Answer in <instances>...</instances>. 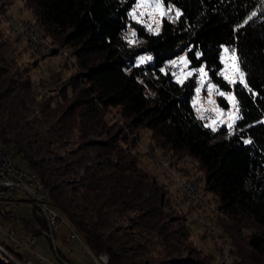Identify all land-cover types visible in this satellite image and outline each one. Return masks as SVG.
I'll use <instances>...</instances> for the list:
<instances>
[{"label":"trees","instance_id":"16d2710c","mask_svg":"<svg viewBox=\"0 0 264 264\" xmlns=\"http://www.w3.org/2000/svg\"><path fill=\"white\" fill-rule=\"evenodd\" d=\"M135 1L25 0L46 34L68 53L70 48L80 70L69 82L73 98L58 104L50 96L37 98L30 75L14 77L0 57V141L12 149L15 160L36 170L61 215L89 251L109 254L108 264L142 260L144 243L129 244L131 234L120 225L125 219L144 240L151 234L157 237L168 263L201 264L178 256L190 234L182 219L169 212L180 203L162 181L140 167L130 148L134 139L127 142L120 129L107 126L105 110L118 107L128 127L148 128L157 146L174 153L160 154L177 173L196 179L203 194L213 193L220 212L264 227V0H163L181 15L164 16L157 32L134 22L138 40L130 43L124 31ZM223 45L237 53L243 83L232 86L221 74ZM184 51L191 66L204 64L220 88L234 90L239 107L234 131L225 125L213 131L196 116L194 80L178 82L167 66ZM143 54L151 59L141 63ZM32 104L38 105L39 118H29ZM36 122L45 127L44 133L34 127ZM73 132L79 145L68 156L41 154ZM187 159L192 166L185 164ZM79 172L76 178L67 176ZM16 219L24 218L8 209L0 214V227L14 228L9 224ZM32 221L30 233L47 227L35 204ZM248 243L264 251L263 234L252 235ZM1 247L15 259H25L23 246L5 238L0 228V264H18Z\"/></svg>","mask_w":264,"mask_h":264},{"label":"rangeland","instance_id":"374dc122","mask_svg":"<svg viewBox=\"0 0 264 264\" xmlns=\"http://www.w3.org/2000/svg\"><path fill=\"white\" fill-rule=\"evenodd\" d=\"M155 2L156 0H136L134 2L130 11L131 21L128 22V26L124 31V36L128 42L136 43L138 40L137 30L133 25L134 22L144 25L148 30H150L149 26H151V31L157 32L161 28L164 16L173 17L176 15V10L172 8V11L168 12L170 6L165 5L163 2L159 10L151 6H143L152 5ZM138 4L142 6L138 8ZM162 12L167 13V15H161ZM133 14H135L137 19H133ZM22 22L34 23V25L42 29V34L48 39V44L51 46V52L49 54L41 55V53L34 51L29 46L30 44L26 41L25 36L20 32ZM132 32H135L136 35L132 36ZM0 45L2 62L9 67V71L14 77H17L18 73L30 75L37 98H40V96H50L58 104L68 102L73 98V92L69 82L72 80V75L80 70L77 59L70 53V48L68 55L64 57L59 53L58 47L64 46L46 34L44 26L35 19L32 10L26 5L25 0H0ZM225 48L228 49L227 53L224 51ZM141 57L147 58L150 56L145 54L140 55L138 57L139 61ZM181 57H184L187 61L186 65L181 62ZM220 57L223 63L221 73L225 72V64H227L229 66L228 74L230 79L239 81V73L242 70L239 67L237 53H233L232 49L223 45ZM172 61L176 63L173 64ZM167 66L173 72L176 80L178 78L181 81L194 80L195 85L191 102L196 116L200 117L203 115L204 122L207 125L211 124V128L218 129L222 125H225L229 132L234 131L235 123H232V121L235 120L236 122V117H239V112L236 110L239 107L233 89L224 90L220 88L210 78L209 72L204 64L191 66L185 51L171 58L167 62ZM201 67L207 73L204 79V87H201V77L199 72L196 71ZM233 67L236 71L232 70ZM188 72H192L193 75L190 77L186 76ZM209 83L215 85L219 91L226 93L225 96H220L217 90H212L211 100L215 102L214 104L208 102L209 92L207 85ZM230 84L233 86V83ZM197 88H200L199 97L196 94ZM229 97H232V99H229ZM221 98L227 102L226 106L221 103ZM38 109L37 104H32L30 106L29 114L31 116L29 115V118H39ZM197 109H200V111L198 112ZM105 118L108 124L107 126L113 125L116 129H120L123 136H126L125 140L127 142H132L134 139V143H132L130 148L138 156L140 167L148 172L149 175L155 176L158 182L162 181L163 183L159 175V167L150 155L154 151V148L155 152L158 151L164 155L174 153L168 148L162 149L160 146H157L151 140L148 128L141 126L136 128L128 127L125 120L120 116L118 107H107L105 110ZM220 120H223L224 123L221 124ZM229 124H232V127H229ZM34 127L44 133L45 127L40 122L34 123ZM90 136L92 138H98L96 134ZM0 143L4 145L1 141ZM120 144L125 147L127 146L123 140H120ZM78 145V133L73 132L63 141L51 144L49 151L44 150L41 154L46 157H54V154L68 156L67 152L77 148ZM185 157V155H182V158ZM189 160L187 159L185 164L192 166ZM179 173L180 171H178ZM197 173L198 171L195 172V174ZM67 176L76 178L80 176V172L78 175L71 173ZM167 181L171 185L169 178ZM173 183L172 192L176 194L177 185L175 181ZM75 184H77V181ZM189 203L185 198H181L180 205L178 206L179 209L169 210L165 208L171 214H174V217L179 216L182 219V223L187 225L190 232L189 236L182 240V249L178 256H182V258L187 257L192 260L198 259L201 264H264V251H257L248 243L252 235H264L263 226H259L249 218H243L241 220L231 219L225 213L220 212L217 208V198L211 192H206L198 201ZM33 208L34 204L26 201L23 203L22 208H19L20 211L17 212V215L19 217H27L28 214H32ZM63 217L60 226L55 231V246L64 253L69 254L67 256L74 259L75 263L92 264L91 254L93 252L89 251L81 238L70 237L68 218L65 215ZM129 224L131 223L127 219L120 220V225L123 226L122 231L131 234L132 240L129 244L144 243V247L140 250V258L142 259L140 264H170L167 261L168 257L163 252H160L162 246L158 243L157 237L152 234L148 235V240L146 241L136 234ZM33 249L39 253H46L45 255H48L49 257H47L52 261H59V256L49 240L43 244L38 240L33 245ZM20 250L26 256H32V259H35L30 249L21 247ZM108 260L110 259L108 258ZM16 262L18 264H24V262Z\"/></svg>","mask_w":264,"mask_h":264},{"label":"built area","instance_id":"2783aa9c","mask_svg":"<svg viewBox=\"0 0 264 264\" xmlns=\"http://www.w3.org/2000/svg\"><path fill=\"white\" fill-rule=\"evenodd\" d=\"M20 32L26 33V40L33 43L34 48L43 50L45 54L51 52V49H47V47H38V44L34 41V39H32V31H29V29L24 27V22L23 31ZM58 50L61 55H64L65 51L62 47H58ZM153 155L159 163L160 161L156 157V154L153 153ZM168 176L171 180V188L168 189L172 192L174 179L170 175ZM196 183L197 182H185V189L183 190L186 192V199H194V201H198L200 199V192L196 191ZM22 198L32 201L39 207L47 221V227L41 228L38 232L30 233L27 243L17 237L16 229L9 228L7 226L0 227L3 230L5 238L14 240L19 246L33 250V245L37 240L38 234H42L46 238H49L55 246V231L60 226L64 217L61 215L59 210L54 207V204L52 203L50 197L47 196V193H40L37 189V181L33 178L31 171L23 165L22 162L14 159L12 149L0 143V214L6 215L7 210L14 209L15 204ZM173 200L178 201V199H175L174 196ZM67 222L69 224L70 237L81 238L82 242L85 244L76 228L72 226L69 221ZM91 255L92 264L109 263V260H107L103 251L95 252V254ZM21 262H25V264H54L50 258L44 255H40L37 261L26 258ZM63 264L71 263L63 260Z\"/></svg>","mask_w":264,"mask_h":264},{"label":"bare ground","instance_id":"6f19581e","mask_svg":"<svg viewBox=\"0 0 264 264\" xmlns=\"http://www.w3.org/2000/svg\"><path fill=\"white\" fill-rule=\"evenodd\" d=\"M24 27L26 29H29V31H32V39H34V41L38 44V47H47V49H51L50 48L51 46H49V44H48L49 43L48 39L42 34V29L39 26L34 25V23L32 24V23L24 22ZM20 30L23 31V22H22ZM22 34L25 36V39H26V33H22ZM26 41L30 44L29 46L34 51L41 53V55L45 54L43 50H39L38 48H34L33 43H31L28 40H26ZM63 49L65 51V53L63 55V57H64L65 55H68V52L65 48H63ZM150 148H151V146H150ZM147 151H149V150H147ZM153 153L156 154V157L160 161L159 163L156 160V158L154 157ZM153 153H151L150 156L155 160L157 166L159 167V175H160V178L163 180L164 188H167V189L171 188L170 183L167 181L169 178L168 175H170L174 179V181L176 182L177 193L174 194V198L178 199V201L175 200L176 203L179 204L181 201V198L186 199V192H185V190H183V189H185V182H197L196 183V191L200 192V198L203 196L202 185L196 179L190 178V177L185 176V175H179L174 170L171 162L168 159H165L158 151L155 152V148H154ZM23 165H25L31 171L33 178L37 181V189L40 191V193H47V196L49 197V195H50L49 189L45 186V184L41 180L38 173L34 170V168L29 164H23ZM186 200L194 202V199H186ZM54 207L56 209H58L55 205H54ZM103 253L108 260L109 257L107 256L106 252L103 251ZM24 264H25V262H24Z\"/></svg>","mask_w":264,"mask_h":264},{"label":"snow or ice","instance_id":"6c2138e0","mask_svg":"<svg viewBox=\"0 0 264 264\" xmlns=\"http://www.w3.org/2000/svg\"><path fill=\"white\" fill-rule=\"evenodd\" d=\"M162 2H163V0H156V2H155L154 4H152V5H143V6H145V7L151 6V7L156 8L157 10H159V9L161 8V6H162ZM141 6H142V5H139V4L137 5L138 8L141 7ZM171 11H172V7L170 6V7L168 8V12H171ZM141 15H143V13H141ZM161 15H167V13L162 12ZM180 15H181V13H180L179 10L177 9V11H176V16L179 17ZM252 15L255 16L256 13H253ZM169 18H171V17H169ZM251 18H252V17H249V20H250ZM133 19H137V17L135 16V14H133ZM245 23H247V21H245ZM149 28H150V30H151V26H149ZM131 35H132V36H135L136 33H135V32H132ZM129 42L131 43V41H129ZM224 51H225V53H227V52H228V49L225 48ZM234 52H235V50H233V53H234ZM145 59H151V57H147V58H145V57H141V58H140V62L143 63V62L145 61ZM180 60H181V62L185 63V65L187 64V61L185 60L184 57H181ZM172 63L175 64L176 62H175V61H172ZM232 70H233V71H236V69H235L234 67H233ZM196 71L199 72L200 77H201V87H204V79H205V77L207 76V73L205 72V70H204L203 67L197 69ZM228 71H229V66H228L227 64H225V72H224V73H221V74L224 76V79L227 80L229 83H233V84L236 83V81L230 79L229 74H228ZM192 75H193L192 72H188V73L186 74V76H188V77H190V76H192ZM178 82H181V83H182V81H181L179 78H178ZM239 82H240V83H243V82H244V73H243V72H240V73H239ZM244 86L247 87V84H245ZM207 88H208V92H209V101H208V102H209L210 104H214V103H215L213 100H211V91H212V90H214V89L217 90V91H218V94H219L220 96H225V95H226L225 92H221V91H219V90L216 88V86L213 85V84H211V83H209V84L207 85ZM199 93H200V88H197V89H196L197 97H199ZM229 99H232V97H229ZM214 110H215V109H214ZM236 110H237V112H239V108H237ZM197 111L199 112L200 109H197ZM203 118H204L203 115H201V116H200V119H203ZM236 119H239V117H236ZM213 123H214V122H213ZM220 123L223 124L224 121H223V120H220ZM232 123H235V120H233ZM206 126H207V127H212L211 124H208V125H206ZM228 126H229V127H232V124H229ZM215 130H216V129L213 128V131H215ZM246 142L250 143L251 141H246Z\"/></svg>","mask_w":264,"mask_h":264},{"label":"crops","instance_id":"0c3cea01","mask_svg":"<svg viewBox=\"0 0 264 264\" xmlns=\"http://www.w3.org/2000/svg\"><path fill=\"white\" fill-rule=\"evenodd\" d=\"M26 201H30V200H28V199H26V198H22L19 202H17L16 204H15V206H14V209H15V211H16V213L18 212V211H20V209L19 208H22V205H23V203L24 202H26ZM30 202H32V201H30ZM33 203V202H32ZM23 218L24 219H22L21 220V222H20V220H18V219H16V220H14L11 224H9V226L10 227H14L16 230H17V233H18V235H19V237L22 239V240H25L26 238H27V236L30 234V227H31V225L33 224V221H32V214H28L27 215V217H25V216H23ZM40 241L42 244L43 243H46V241L48 240L45 236H43V235H40V234H38V236H37V240H36V242L37 241ZM35 242V243H36ZM34 243V244H35ZM28 249V248H27ZM30 251H31V253L34 255V257H35V259L34 260H38V258H39V256L41 255H44V256H48V255H45L44 253H39V252H37V251H34V249L33 250H31L30 249ZM62 253L63 254H65V256L67 257V258H69L67 255H69V254H66V253H64L63 251H62ZM23 255H24V257L25 258H30V259H32V256H26L24 253H23ZM49 257V256H48ZM70 260H71V262H72V264H80V263H75V260L74 259H71V258H69ZM33 260V259H32ZM63 260H65V259H63L62 257H59V261H57V260H53V262H54V264H63ZM60 262H62V263H60Z\"/></svg>","mask_w":264,"mask_h":264},{"label":"water","instance_id":"95a60500","mask_svg":"<svg viewBox=\"0 0 264 264\" xmlns=\"http://www.w3.org/2000/svg\"><path fill=\"white\" fill-rule=\"evenodd\" d=\"M12 259H14L15 261H19L17 259H15L9 252H7L3 247H1ZM26 259V258H25ZM30 259V258H29ZM32 260V259H31ZM36 261V260H33ZM21 262V261H20Z\"/></svg>","mask_w":264,"mask_h":264}]
</instances>
